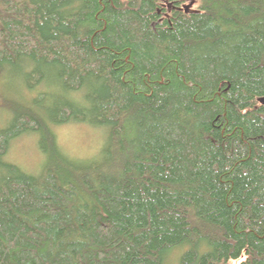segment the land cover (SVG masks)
<instances>
[{
    "label": "trees",
    "instance_id": "obj_1",
    "mask_svg": "<svg viewBox=\"0 0 264 264\" xmlns=\"http://www.w3.org/2000/svg\"><path fill=\"white\" fill-rule=\"evenodd\" d=\"M161 2L0 0V264H264V0Z\"/></svg>",
    "mask_w": 264,
    "mask_h": 264
},
{
    "label": "rangeland",
    "instance_id": "obj_2",
    "mask_svg": "<svg viewBox=\"0 0 264 264\" xmlns=\"http://www.w3.org/2000/svg\"><path fill=\"white\" fill-rule=\"evenodd\" d=\"M16 80L4 75L0 76V124L2 117L9 119L13 108L19 104L21 96ZM57 127V128H56ZM56 128V130H55ZM56 140L66 154L72 157H89L95 154L104 141V131L98 127H91L84 123L59 124L54 127ZM38 135H23L16 138L9 146L8 159L28 172H37L44 160L38 148ZM7 159V158H6ZM7 159V160H8ZM175 263V258L171 264Z\"/></svg>",
    "mask_w": 264,
    "mask_h": 264
},
{
    "label": "flooded vegetation",
    "instance_id": "obj_3",
    "mask_svg": "<svg viewBox=\"0 0 264 264\" xmlns=\"http://www.w3.org/2000/svg\"><path fill=\"white\" fill-rule=\"evenodd\" d=\"M162 6L167 8V12L165 13V15H167L168 12H171L173 9L176 8L175 5H173V3L170 2V0H162L161 2ZM168 16V15H167Z\"/></svg>",
    "mask_w": 264,
    "mask_h": 264
},
{
    "label": "water",
    "instance_id": "obj_4",
    "mask_svg": "<svg viewBox=\"0 0 264 264\" xmlns=\"http://www.w3.org/2000/svg\"><path fill=\"white\" fill-rule=\"evenodd\" d=\"M259 101L264 103V98H260Z\"/></svg>",
    "mask_w": 264,
    "mask_h": 264
}]
</instances>
